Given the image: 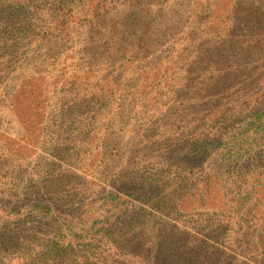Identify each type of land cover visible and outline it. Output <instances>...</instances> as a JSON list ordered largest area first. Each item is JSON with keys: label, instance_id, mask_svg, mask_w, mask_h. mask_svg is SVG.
<instances>
[{"label": "trees", "instance_id": "obj_1", "mask_svg": "<svg viewBox=\"0 0 264 264\" xmlns=\"http://www.w3.org/2000/svg\"><path fill=\"white\" fill-rule=\"evenodd\" d=\"M36 7L42 11L40 21L46 20L50 23L47 26H52L48 28L53 30H44L36 39L44 43L43 47L50 50L58 47L57 43L61 41L65 49L59 57L69 54L76 58L79 53L86 54L92 56V60L108 59L118 67V77L105 74V85L102 86L96 83L98 73L92 65L83 71L76 63L66 79L67 83L62 84L63 95L75 102L74 107L87 104L84 97L104 100L114 95L124 102L121 116L129 102L140 99L201 103L210 107L208 120L211 118V122H217L212 139L204 136L206 138L202 140L201 134L192 132V140L183 139L177 144L179 137H167L172 146L176 144L180 146L177 149L184 148L182 151L186 157L205 155L213 148L240 154L264 148V0H0V29H3L0 41L6 42L7 36L12 40L13 26L19 21L28 23L33 12L31 9ZM179 22L184 24L177 25ZM16 30L20 31V28ZM71 35L73 37L68 41L66 38ZM48 36L55 39L42 40ZM74 42L80 46L73 48ZM28 46L23 43V47ZM0 58L2 65L19 60L16 52L12 51L7 57ZM2 68L0 72L5 76L6 69ZM82 73H91L94 79L90 82L81 77ZM39 74L43 73L37 72L35 66L28 67L24 74L18 76L14 87L19 85L21 92H28L26 96L40 92L46 85L38 79ZM11 96L7 100H11ZM224 105L234 106V112L228 117L215 108ZM132 107L134 116L144 114L136 111L135 104ZM107 112L104 114L106 117H116L112 110ZM247 115L252 123L244 131L225 137V132L233 128V122ZM5 156L12 157L13 151L7 150ZM16 160H23V157ZM258 163L263 165L259 172L255 170L256 164L249 165V170L242 174L239 170L235 172L238 180L233 187L237 196L234 195L232 200L225 201L226 194L219 187L218 193L221 192L220 198L224 203L217 202V206L221 210L226 205V209H222L215 218L214 243L206 241L201 233L192 235L189 231L179 230V235L163 237L161 249L157 252L162 260L157 262L264 264L262 157ZM215 172L212 180L218 181L219 170ZM209 180L201 181L205 191ZM242 194L244 197L241 198ZM106 195L95 201L109 203L117 200L113 192ZM105 203L98 210H103ZM93 204V201L85 203L75 216L76 221L58 230L50 244L45 243L39 254L36 250L31 256L38 254L39 259L46 261L44 264H155L152 258L143 259L141 244L146 231L156 235L155 221H149V217L131 228L130 223L121 225L118 221L119 211L110 209L109 213L100 214ZM46 209L42 210L44 214H47ZM100 216L104 217L101 221L98 220ZM12 217L16 219V215ZM91 219L97 221L98 227L91 226ZM80 226L83 227L80 234H73L72 230ZM188 235L193 243L190 246L179 245V236L188 239ZM79 244H83L81 252L75 249ZM5 250L1 248L0 240V264H19L17 261L3 262ZM64 258L69 259L64 262ZM28 264L41 263L33 259Z\"/></svg>", "mask_w": 264, "mask_h": 264}, {"label": "rangeland", "instance_id": "obj_2", "mask_svg": "<svg viewBox=\"0 0 264 264\" xmlns=\"http://www.w3.org/2000/svg\"><path fill=\"white\" fill-rule=\"evenodd\" d=\"M31 10L28 23L19 21L13 26L12 40L7 36L6 42L0 41V56L7 57L12 51L19 57L13 64L0 62V71L4 67L7 73L3 76L0 72V240L1 248L6 249L2 261L28 264L34 259L44 264L46 261L37 257L40 247L50 244L58 230L76 221L75 216L90 201L100 214L109 213L110 209L119 211L121 225L130 223L133 228L149 217V221H155L156 235L146 231V238L141 242L145 261L152 258L159 264L157 261L162 259L157 252L163 237L179 235V230L192 235L201 233L206 241L214 243L215 218L226 209V205L221 210L217 206V202L224 203L219 187L226 194L225 201L237 196L233 187L238 180L235 172L239 170L242 174L251 164H256L255 170L259 172L263 165L258 160L262 157L264 162V148L249 154L213 148L208 154L186 157L184 148L172 146L167 137H179L177 144L183 139L192 140V132L201 134L202 140L212 139L217 122L208 120L210 107L201 103L140 99L129 102L121 116L125 105L114 95L104 100L84 97V102L88 103L74 107L75 102L63 95L62 84L67 83L76 63L83 71L92 65L98 73L96 83L102 86L105 74L118 77V67L108 59L92 60V56L86 54L79 53L76 58L69 54L59 57L65 49L61 41L53 49L43 47L44 43L36 39L44 30L51 32L52 26H47L50 23L46 20L40 21L41 10L37 7ZM72 37L66 39L70 41ZM53 39L55 37L48 36L42 40ZM23 43L29 46L23 47ZM79 46L74 42L72 47ZM27 66H35L37 72L43 73L38 79L46 85L31 96L21 92L19 85L14 87ZM83 76L90 82L94 79L91 73H82ZM10 95L11 100H7ZM134 104L136 111L144 114L134 116ZM215 108L227 117L234 112V106L230 105ZM109 109L116 114L115 118L104 115ZM236 121L233 128L225 132V137L244 131L252 123L248 115ZM7 150L13 151L12 157L5 156ZM20 157L23 160H16ZM215 170H219L218 181L212 180L217 173ZM204 179H210L206 191L201 182ZM110 192L116 194L117 200L95 201ZM103 203V210H98ZM43 208H47V214L43 213ZM12 215H16V219ZM101 219L104 217L98 220ZM91 220V226L98 227L97 221ZM81 228L72 230L73 234L79 235ZM178 242L181 246L193 243L190 235L188 239L179 236ZM82 248L83 244L75 247L80 252ZM36 250V257L31 256ZM68 259L64 258V262Z\"/></svg>", "mask_w": 264, "mask_h": 264}]
</instances>
